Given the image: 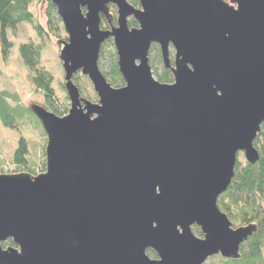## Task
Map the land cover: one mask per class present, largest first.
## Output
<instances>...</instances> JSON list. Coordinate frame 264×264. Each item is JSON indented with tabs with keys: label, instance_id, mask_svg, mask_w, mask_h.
Masks as SVG:
<instances>
[{
	"label": "water",
	"instance_id": "water-1",
	"mask_svg": "<svg viewBox=\"0 0 264 264\" xmlns=\"http://www.w3.org/2000/svg\"><path fill=\"white\" fill-rule=\"evenodd\" d=\"M50 2L67 35L58 44L69 109L58 117L29 106L46 137L45 172L0 175V264L238 260L256 226L235 228L217 199L234 178L237 155L250 165L259 160L264 0H138L139 8L128 0ZM109 39L121 88L98 66ZM153 45L167 69L174 49L173 84L153 78ZM78 73L97 103L81 97ZM8 240L16 248L3 249Z\"/></svg>",
	"mask_w": 264,
	"mask_h": 264
},
{
	"label": "trees",
	"instance_id": "trees-1",
	"mask_svg": "<svg viewBox=\"0 0 264 264\" xmlns=\"http://www.w3.org/2000/svg\"><path fill=\"white\" fill-rule=\"evenodd\" d=\"M44 2L46 5L44 16L46 20V34L54 36L56 39L59 36L60 19L57 16L56 8L50 0H0V44L2 54L7 56L11 44L7 38V32H16L17 27L21 23L32 24L33 28L39 33H43L42 27L37 23L36 18L31 12V8L35 2ZM132 6L138 4L137 0H130ZM103 24L107 23L104 20ZM129 27H135L136 22L130 19ZM20 58L24 66L29 71L28 79L34 89L42 94L45 99L44 108L61 117L67 113L60 111L57 107V99L54 90L51 86L52 76L39 67L40 47L33 43L22 44L19 48ZM151 52L158 54L156 47L151 48ZM111 71L107 82L113 88H119L123 83L118 72L116 55L111 56ZM157 61V58H155ZM106 77V76H104ZM162 80V79H161ZM167 81V77L162 80ZM11 98L6 92L0 93V119L4 125L9 124L8 100ZM26 115H32L29 108L25 109ZM36 120V118H35ZM37 125H40L36 120ZM12 128V127H11ZM259 153V160L254 164L238 163L235 166V175L232 179L227 191L221 196L219 206L230 221L235 224V227L247 225H255L256 232L251 238L240 246V258L238 260H227L222 264H264L263 249H264V133H260L254 144ZM26 141L21 139L18 148L14 153L15 172H23L22 168L26 167L27 155ZM45 171V166L41 172ZM31 175H36L34 171L28 170ZM3 249L16 248L11 240L1 244Z\"/></svg>",
	"mask_w": 264,
	"mask_h": 264
},
{
	"label": "rangeland",
	"instance_id": "rangeland-1",
	"mask_svg": "<svg viewBox=\"0 0 264 264\" xmlns=\"http://www.w3.org/2000/svg\"><path fill=\"white\" fill-rule=\"evenodd\" d=\"M128 2L130 3V0H128ZM42 3L39 1L35 2L34 6L31 8V12L36 18L37 23L45 32L39 34L33 28L32 24L21 23L17 27L16 32H7V38L11 44V48L6 57L2 54L0 44V93L6 92L11 96L8 100V105L10 107L8 113L9 124L11 125H4L0 119V175L9 174L8 172L12 171L14 172L15 165L12 164L14 163V153L17 150L21 139L26 141L28 152L25 157L26 167H23L22 170L24 171L20 173L30 174L27 171L31 170L34 171V173L39 174L42 171L43 166H45V134L41 126L37 125V119L35 120V117H32L31 115H26L25 109L29 108L31 104H37L44 107L46 103L42 94L36 91L29 82V71L20 58L19 48L22 44L33 43L40 47L39 67L52 76L53 80L51 86L57 99L56 106L60 108L62 113L64 111L68 112L69 109V101L65 89L63 88L64 74L62 65L59 61V51L61 47L58 45V42L60 41L67 42V35L62 24L59 26L60 38L56 39L54 36L48 33L46 34V20L44 16L46 5ZM109 13L111 19H113L112 22L114 23L117 17L116 8H114V6H109ZM113 54H115L114 46L111 43L104 45L98 63L101 73L106 76L105 78L108 81L111 80L109 78V73L111 71V56ZM149 55L151 58L150 64L152 63L153 67H156L157 70L160 71V62L157 63L155 61V58L158 59L157 55L151 51ZM73 83L81 89L83 98L92 103L97 102V96L93 91L91 83L86 77H83L78 73L74 76ZM262 127V132L264 133V126L262 125ZM237 162L241 164L245 163L243 154L237 155ZM231 223L235 227V224L232 221ZM205 264H222V261L218 258H213L208 260Z\"/></svg>",
	"mask_w": 264,
	"mask_h": 264
},
{
	"label": "flooded vegetation",
	"instance_id": "flooded-vegetation-1",
	"mask_svg": "<svg viewBox=\"0 0 264 264\" xmlns=\"http://www.w3.org/2000/svg\"><path fill=\"white\" fill-rule=\"evenodd\" d=\"M224 1H227V0H224ZM110 7H112V6H110ZM114 8H115V7H114ZM135 8H139V4H137V5L135 6ZM100 19H101V24H100L101 29H102V30H108V29L110 28V26H109L107 20H106L102 15L100 16ZM104 20H105L106 23H107L106 26L103 24ZM112 20H113V19H111V26L115 27V26H116V21L113 23ZM129 21H130V20H129ZM129 21H128V22H129ZM136 27H137V24H136ZM130 28H132V27H130ZM133 28H135V27H133ZM60 42H62V41H60ZM108 43H109V44L111 43V44L113 45V40H112V39L107 40V41L102 45L101 50H102L103 46L106 45V44H108ZM152 47H156L157 50H158V54H157L158 59H157L156 62H157V63L160 62V66H161V67H160V71H158L156 67H153L152 63L150 64V62H151V58H150V55L148 56V58H149V66H150V69H151V73H152L153 78H154L158 83H160V84H165V85L173 84L174 80H173V74H172V71H171V70L175 68V52H174V49L170 46V49H169V69H167V68H165V66L163 65L162 55H161V52H160L159 47H158L157 45H153ZM149 54H150V53H149ZM100 55H101V52H100ZM115 55H116V52H115ZM99 59H100V57H99ZM116 63H117V57H116ZM153 72H154V73H153ZM166 77H167V81H166V82H163L162 80H163L164 78H166ZM161 79H162V80H161ZM122 83H123V84H122L119 88H121V87L124 86V82H122ZM77 88H78V87H77ZM78 89H79L80 95H81V97H82L81 89H80V88H78ZM82 98H83V97H82ZM84 99H85V98H84ZM85 100H86V99H85ZM96 103H97V102H96ZM263 126H264V124H263ZM262 128H263V127H261V132H260V133H262ZM222 195H223V194H222ZM222 195H221V196H222ZM221 196H219V198L217 199V207H218V209L220 210L221 213L225 214L224 212L221 211L220 206H219V200H220ZM225 215H226V214H225ZM226 216H227V215H226ZM228 219H229V218H228ZM191 231H192V234H193L196 238H198V239H203L202 231H201V229H200L197 225H192V226H191ZM146 253H147V255L149 256L150 259H153V260L157 259V256H156V254H155L153 251H151V250H147ZM213 258H218V259H220V260L222 261V263H223L224 261H227L226 259H223L220 255L213 256V257L209 258L208 260H211V259H213ZM208 260H207V261H208ZM207 261H206V262H207ZM206 262H205V263H206ZM205 263H204V264H205Z\"/></svg>",
	"mask_w": 264,
	"mask_h": 264
},
{
	"label": "built area",
	"instance_id": "built-area-1",
	"mask_svg": "<svg viewBox=\"0 0 264 264\" xmlns=\"http://www.w3.org/2000/svg\"><path fill=\"white\" fill-rule=\"evenodd\" d=\"M8 173H13V171L12 172H8Z\"/></svg>",
	"mask_w": 264,
	"mask_h": 264
}]
</instances>
